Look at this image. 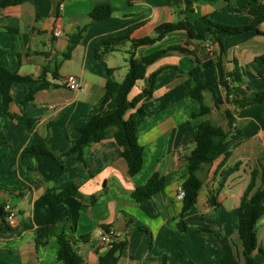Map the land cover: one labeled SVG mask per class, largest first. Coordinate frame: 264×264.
Instances as JSON below:
<instances>
[{"label": "crops", "instance_id": "0c3cea01", "mask_svg": "<svg viewBox=\"0 0 264 264\" xmlns=\"http://www.w3.org/2000/svg\"><path fill=\"white\" fill-rule=\"evenodd\" d=\"M255 1L264 2L193 0L186 7V0H23L0 9V68L36 82L16 83L10 89L9 112L34 119L30 130L3 113L0 94V132L5 138V143L0 139V206L9 205L16 213L13 226L0 221V264H62L57 259L56 236L46 239L44 228L59 224L65 216L74 229V248L83 264H98L99 257L109 251V245L100 241L105 234L125 242L117 264H220L217 242L222 237L229 238L240 255L237 211L251 169L264 157V104L238 108L233 102H246L249 93L264 90V64L258 60L264 53L263 36L253 31L218 35L222 54L216 41H190L183 31L136 48V56H145L180 45L191 55L171 53L158 59L127 94L128 100L140 94L148 76L160 70L146 115L137 120L143 165L134 176L128 174L120 149L111 138L86 145L82 159L63 154L77 139L79 127L115 107L113 100L101 105V99L108 80L123 81L130 42L99 51L98 58L103 40L122 36L130 29L132 40L152 37L161 24L182 18L196 30L212 23L245 26L252 20L246 8ZM100 5H108L111 15L95 21L90 12ZM55 26L60 28L59 37L53 36ZM258 29L264 32V22ZM79 32L80 41L69 51L70 37ZM234 69L241 83L227 77L232 89L226 99L222 73ZM68 76L75 77V90L65 84ZM41 79L48 87L36 90L32 100L22 104ZM188 80L209 85L203 101L210 113L204 118H192L198 104L190 96ZM230 115L229 128L226 120ZM203 120L229 134L217 158L197 172L202 186L196 204L185 214L187 229L182 232L176 226L181 183L188 173L186 158L194 148L195 126ZM40 139H45L53 157H24L23 150ZM237 163L238 169L220 187L223 171ZM153 173L163 176L162 190L137 204L131 194ZM70 185L84 199L69 196L51 206L49 191L58 192ZM209 194L216 197L215 208L208 206ZM91 196L95 200L90 204ZM22 224L30 227L22 230ZM203 226L211 231H201ZM256 235L264 246V215L256 224ZM80 236H89V240L81 242Z\"/></svg>", "mask_w": 264, "mask_h": 264}, {"label": "trees", "instance_id": "16d2710c", "mask_svg": "<svg viewBox=\"0 0 264 264\" xmlns=\"http://www.w3.org/2000/svg\"><path fill=\"white\" fill-rule=\"evenodd\" d=\"M23 0H0V9L19 4ZM193 0H186V7L192 4ZM229 3L230 0H224ZM247 9V13L252 17L251 22L245 26H227L219 23H212L210 27L196 30L187 18H182L175 23L161 24L155 29L154 36L145 37L137 40L130 39L131 29L124 35L108 38L100 43L96 56L101 57V53L110 50L116 44L123 41L130 42V49L127 54V72L121 83H115L108 80L105 85V94L101 99V105L108 100L115 103L114 109L109 113H98L90 118V120L78 128V137L74 140L68 151L63 154H76L79 159L83 157V148L86 145L99 143L106 139H113L120 149V155L125 160L128 174L134 176L140 171L143 165V146L138 142L137 137V120L146 115V106L152 99L156 79L160 70L152 72L147 78V86L142 92L134 96L131 100L127 99L128 92L134 85L142 80L149 66L154 64L158 59L171 54L178 53L183 55H191V51L180 45H169L166 48L155 50L145 56H136L135 50L140 46H151L157 42H161L167 34L175 31H183L187 39L190 41L201 42L207 39L216 41L220 48V53L224 52L223 45L218 39V35H240L244 32L253 31L264 37V32L259 31L258 26L264 22V2L255 1L254 5ZM111 10L108 5L96 6L91 12L90 17L97 21L110 17ZM81 39V32L70 37L69 51L77 45ZM101 53H100V52ZM67 56V55H66ZM258 60L264 64V53L258 57ZM262 75V73H260ZM227 77H232L236 84L241 83V76L237 69L228 74L222 73V86L224 88L226 99L232 89L227 82ZM36 83L29 77H22L16 72H11L6 68H0V94L2 96L3 113L11 120L16 121L17 125L30 130L33 126L34 119L27 118L24 114L15 115L9 112V105L12 102L10 89L16 83ZM48 83L43 79L40 84L29 92L22 100V104L32 100L36 90L48 87ZM209 85L202 80H188L187 88L191 98L198 104V112L192 114V118L206 117L210 113V109L203 101V92ZM233 104L238 108H242L254 104H264V90L260 92H251L248 95V101H234ZM232 116L227 118V126H232ZM196 132L193 137L194 148L186 158L188 165V173L184 181L181 183V209L177 217V229L186 231L185 214L196 204L198 191L202 186V181L198 178L197 172L204 164H211L216 158L220 147L228 137V131L222 127L203 120L195 126ZM1 143H5V138L0 132ZM23 156L30 159L34 155L41 154L53 157L46 147L45 139L29 145L23 150ZM239 163L222 173V181L220 187L223 186L225 178L236 171ZM257 181L260 182L256 186ZM164 186V178L159 173H153L149 179L137 190L131 194V198L140 204L151 197L152 194L162 190ZM50 205L55 206L61 203L66 197L73 196L80 200L84 197L80 194L75 186H67L61 191L55 192L50 190ZM90 204L95 200V196L89 198ZM208 206L215 208L218 204L214 194H209L207 199ZM264 215V157L258 161V164L250 171L249 183L241 197L239 208L237 211V236L241 243L240 255L236 254L229 238L222 237L218 240L217 246L221 253L220 264H264V246L258 243L256 235V224ZM1 225H8L5 222L4 206H0ZM30 226L22 224V230L28 229ZM106 233H109L108 227H104ZM203 232H210L209 226L200 228ZM46 239L52 235L56 236L58 244L57 259L62 264H83L81 257L74 248L75 239L73 237L74 229L69 225V218L65 216L55 226L44 228ZM81 242H87L89 236H80ZM109 251L102 257H99L98 264H117L118 258L125 247V242H117L115 238L109 244Z\"/></svg>", "mask_w": 264, "mask_h": 264}, {"label": "built area", "instance_id": "2783aa9c", "mask_svg": "<svg viewBox=\"0 0 264 264\" xmlns=\"http://www.w3.org/2000/svg\"><path fill=\"white\" fill-rule=\"evenodd\" d=\"M53 36L54 37H59L61 35V31L60 28L58 26H55V28L53 29ZM65 84L68 86V88L70 90H75L78 86H77V82L75 77L73 76H68L64 79ZM183 193H181L179 195V198H182ZM4 212H5V222L8 226H13L15 224V217H16V213L15 211L12 209L11 206L9 205H5L4 206ZM114 236L112 235H108L105 234L101 237L100 241L102 243H105L107 245L110 244V242L112 241V238Z\"/></svg>", "mask_w": 264, "mask_h": 264}]
</instances>
